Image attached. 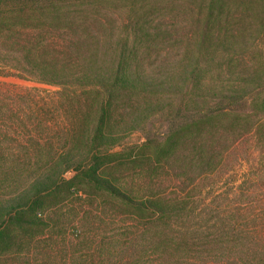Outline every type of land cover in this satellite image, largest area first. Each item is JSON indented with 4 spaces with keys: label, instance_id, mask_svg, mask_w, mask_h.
<instances>
[{
    "label": "trees",
    "instance_id": "1",
    "mask_svg": "<svg viewBox=\"0 0 264 264\" xmlns=\"http://www.w3.org/2000/svg\"><path fill=\"white\" fill-rule=\"evenodd\" d=\"M84 2L87 3L85 0H0V7L11 11L14 22L20 23L23 31L28 29L19 33L18 37L11 38V45L29 56L23 62L29 64L28 68L33 72L15 76L59 87L61 91L57 94L60 104H69L73 114H68L66 129L55 133V138L64 135L65 138L73 137L74 142L79 137L84 148L89 149L86 155L73 152L57 155V159L51 162L55 166L49 170H42L40 166L50 162H43L38 155L27 153L17 162L29 163L35 169L31 168L28 174L17 173V180H24L23 185L17 180L7 179L8 173L1 167L7 161L0 157V242L5 251L15 248L19 253L26 244L33 245L48 257L47 260L38 259V264H139L137 259L141 263V255L133 254L129 248L135 247L133 236L141 230L144 235L147 232L156 234L150 247L152 250L147 252L148 258H154L153 264H264V255H250L255 249H264V203L258 206L229 203L224 217L221 215L223 218L209 220L203 215L208 214L209 208L213 211L212 206H199L196 203L192 193L197 187L185 185L182 189L179 180L170 178L169 158L162 164L160 190L156 192L148 188L143 195L134 197L126 183L100 167L106 156L99 157L90 152V148L99 141H119L134 130V126H138L137 123L130 127L117 124L113 127L110 125L107 132L103 131L109 126L114 104L123 98L131 102L134 97L150 100L159 97L160 105L169 100L170 106H175L164 144L179 140L185 143L199 127L207 129L209 125L214 126V122L228 118L236 121L246 111H250L247 135L256 141L259 136L262 138L260 129L264 126V101L259 104V111H254V105L258 102L256 98L264 94V79L255 89L243 93L238 83L233 84L232 80L213 85L209 78L197 75L185 76L177 81L165 79L160 86L152 87L148 79L140 76L95 74L85 65L89 61L75 58L87 39L82 41L72 34V28L66 26L69 23L66 22L67 14L55 15L51 19L43 14L48 8L64 10ZM25 93L26 97L35 95L32 90ZM26 97H21V100ZM9 100L8 95L0 93V122L9 114L22 122H37L33 132L42 138L38 139L37 146L42 141L47 142L50 133L47 136L40 133L41 124L34 118L35 115H21L13 105L9 108L8 104H12ZM67 112L68 108L64 110V113ZM122 112H119L121 117L124 109ZM213 126L209 127L212 129L198 132L196 140L205 142L198 143L200 151L202 144L209 140L212 145L216 135L220 134H217L218 128L214 129ZM10 132L9 128L5 136ZM19 134V138H27L25 131H16L17 137ZM222 134L219 140L226 136L232 140L227 139L228 144L222 149L220 146L213 148L214 144L209 147L211 152L219 150L218 157L216 163H210L208 159L204 164L208 165L207 168L201 171L202 177L209 172V168L217 171L223 167L227 162L226 156L235 154L237 158V124L223 130ZM174 155L170 153V156ZM63 166L65 168L61 169ZM71 171L76 174L67 179L65 176ZM97 196L110 200V211L105 212L96 205ZM199 207L204 208L201 213ZM215 207L219 212L220 205ZM129 210L146 214L144 228L136 226L134 229L137 232H124L122 237L125 244H115L118 241L114 236V226L117 224L114 221L125 219ZM131 220L135 221L133 217ZM234 247H242L243 252L239 257L229 256L226 260L218 254ZM207 252L214 256L207 258Z\"/></svg>",
    "mask_w": 264,
    "mask_h": 264
},
{
    "label": "rangeland",
    "instance_id": "2",
    "mask_svg": "<svg viewBox=\"0 0 264 264\" xmlns=\"http://www.w3.org/2000/svg\"><path fill=\"white\" fill-rule=\"evenodd\" d=\"M85 1L87 3L69 6L64 10L48 8L43 14L48 19L55 15L64 16V13L69 12L73 13L68 16V20L74 14L81 17V21L73 26L78 30H73L82 41L87 39L84 41L87 43L75 58L89 61L85 65L95 74L140 76L148 79L152 87L160 86V82L165 79L177 81L185 76L197 75L209 78L213 85H217L219 81L232 80L233 84L238 83L243 93H249L264 79V0ZM26 15H29V11ZM12 17L8 8L0 7V93L11 98L9 108L13 105L21 115L34 114V118L41 124L40 133L45 136L50 133L49 140L42 141L37 146L40 134L37 136L33 132L37 122H22L11 114L0 122V157L4 162L7 161L1 167L8 173L7 179L15 181L18 179V172L28 174L31 168L35 169L29 163L17 162L18 158L25 157L27 153L38 155L43 162H50L40 166L42 170H49L55 166L51 162L57 159V155H69L70 152L86 155L85 152L89 149L84 148L79 137L74 142L73 137L65 138L64 135L55 138V133L66 129L68 114H73L69 104H60L57 94L61 91L59 87L15 76L33 71L28 68L29 64L23 62L29 56L11 45V38L28 30L23 31L22 25L15 23ZM29 90L35 93L32 94L33 97H26L25 91ZM21 97L26 98L22 101ZM44 98L47 100H41ZM256 99L259 103H255L254 111L264 101V94ZM131 100L128 102L123 98L114 104L109 126L103 131L107 132L110 125L130 127L137 123L138 126H134V130L119 141H99L95 147L90 148V152L99 157L106 156L100 167L107 169L108 173L112 172L120 182L126 183L132 189L134 197L143 195V191L148 188H153L156 192L160 190L162 164L169 158L170 178L179 180L178 184L182 189L185 185L197 187L192 193L196 203L199 206H212L213 211L209 208L208 214L203 215L209 220L223 218L229 203L257 206L264 203V126L260 129L262 138L259 136L258 140L252 141L247 135L250 111L242 112L236 121L228 118L214 122V126L209 125L208 130L213 126L214 129L218 128L217 134H220L216 135L212 145L209 140L202 144L203 149L200 151L198 143L205 142L196 139L199 131L207 130L205 127L193 130L185 143L179 140L164 144L170 115L175 108L170 106L169 100L161 105L159 97L151 100L134 97ZM67 108L68 112L64 113ZM122 109L125 112L121 117L119 112L123 113ZM235 124L239 131L237 158L235 154L226 156L227 162L223 167L217 171L209 168V172L202 177V169L208 166L204 164L209 160L210 163H216L218 157L219 150L211 152L209 147L214 144L213 148L220 146L222 149L228 144L231 138L226 136L219 140L220 135H223V130H228ZM9 128L11 132L5 136L4 133ZM15 130L25 131L27 138H19L20 134L17 137ZM66 143L69 144L68 147ZM170 153L176 155L170 156ZM15 161L16 164L13 163ZM63 168L65 166L61 169ZM75 174L71 171L65 177L71 179ZM17 181L20 185L24 184V180ZM185 194L186 192L183 193ZM96 201L99 208L105 212L110 211L112 204L109 199L97 196ZM216 205H220L219 212L215 209ZM198 209L201 213L204 208ZM127 213L125 219L114 221L117 223L114 226V236L118 241L115 244H125L122 237L124 232L131 234L136 231V226L144 228L146 214L133 210ZM133 237L135 247L129 246V251L141 255V263L137 259L139 264H153L154 258H148L147 252L152 250L150 247L156 234L147 232L144 235L140 230ZM242 252V247H234L218 254L227 260L229 256L239 257ZM207 253V258L214 256ZM250 255L262 256L264 249H255ZM38 259L47 260L48 257L33 245L26 244L23 251L18 253L15 248L5 251L0 242V264H38Z\"/></svg>",
    "mask_w": 264,
    "mask_h": 264
},
{
    "label": "crops",
    "instance_id": "3",
    "mask_svg": "<svg viewBox=\"0 0 264 264\" xmlns=\"http://www.w3.org/2000/svg\"><path fill=\"white\" fill-rule=\"evenodd\" d=\"M73 12H69V13H67V16H69L70 14H72ZM71 20H67L66 22H69V23H67L66 24V26L67 27H71L72 28V30H71V32H72V34L73 35H77L78 36V34L77 33H75V31L74 30H78V28L77 27H73L76 23H78L79 21H81V17H77V15H72L71 16ZM81 24H84V23H81ZM80 27V26H79ZM74 29V30H73Z\"/></svg>",
    "mask_w": 264,
    "mask_h": 264
}]
</instances>
